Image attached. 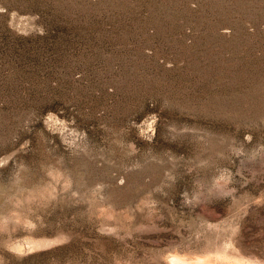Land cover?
Returning <instances> with one entry per match:
<instances>
[{
  "label": "rangeland",
  "instance_id": "rangeland-1",
  "mask_svg": "<svg viewBox=\"0 0 264 264\" xmlns=\"http://www.w3.org/2000/svg\"><path fill=\"white\" fill-rule=\"evenodd\" d=\"M0 264H264V0H0Z\"/></svg>",
  "mask_w": 264,
  "mask_h": 264
}]
</instances>
